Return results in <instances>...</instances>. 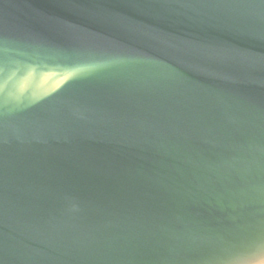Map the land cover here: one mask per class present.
Segmentation results:
<instances>
[{
    "label": "water",
    "instance_id": "water-1",
    "mask_svg": "<svg viewBox=\"0 0 264 264\" xmlns=\"http://www.w3.org/2000/svg\"><path fill=\"white\" fill-rule=\"evenodd\" d=\"M0 264H264V0H0Z\"/></svg>",
    "mask_w": 264,
    "mask_h": 264
}]
</instances>
